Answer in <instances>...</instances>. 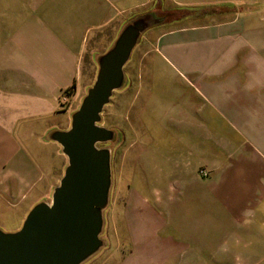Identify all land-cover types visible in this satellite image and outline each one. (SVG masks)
<instances>
[{"label":"crops","instance_id":"1","mask_svg":"<svg viewBox=\"0 0 264 264\" xmlns=\"http://www.w3.org/2000/svg\"><path fill=\"white\" fill-rule=\"evenodd\" d=\"M164 1L220 11L161 35V72L130 95L124 264H264V0H0V228L19 230L59 185L50 136L89 89L86 61Z\"/></svg>","mask_w":264,"mask_h":264},{"label":"water","instance_id":"2","mask_svg":"<svg viewBox=\"0 0 264 264\" xmlns=\"http://www.w3.org/2000/svg\"><path fill=\"white\" fill-rule=\"evenodd\" d=\"M161 23L153 14L133 19L98 58L96 79L70 128L50 136L68 161L52 201L35 205L16 232L0 229V264H83L103 247L112 173L111 151L99 146L113 142L116 133L100 126L102 114L123 88L125 67L140 38Z\"/></svg>","mask_w":264,"mask_h":264},{"label":"rangeland","instance_id":"3","mask_svg":"<svg viewBox=\"0 0 264 264\" xmlns=\"http://www.w3.org/2000/svg\"><path fill=\"white\" fill-rule=\"evenodd\" d=\"M176 8L177 7L173 2L164 1L163 3L150 5V7L148 6L141 15L137 16L139 17L153 14L156 18L161 19L162 23L147 30L140 38L138 45L132 53L130 61L126 65L125 84L121 90L114 94V99H112L110 104L105 107L102 114L100 126L113 130L116 133V137L113 142L99 146L107 148L111 151L112 184L110 189L109 203L103 213L104 226L100 238L103 240L104 245L95 255H93L83 264H124L127 261L130 247L129 243L125 240L126 234L124 226H121V221L122 207H124L128 201V188L130 185L128 176V157L130 151H132L130 148L132 131L128 128L129 98L135 90L144 88V84H146L144 81V76L155 72H161V68L156 62V59L158 58V54L155 51L156 42L161 35L175 30L171 24V21L174 18H180L183 16V13H175ZM216 19L217 18L215 17L209 20ZM209 20L203 23H208ZM191 24L193 23L183 22L180 28L189 27ZM120 32L118 34L108 33L104 37L103 44L105 45V48L101 51V55L111 49ZM83 68L84 72H86L88 75V83L90 88L96 79L98 65L91 66L86 61ZM121 102L125 103L122 105V107H120ZM141 133L142 136H139L141 137V141L139 140V147L143 148L144 130H142ZM140 181L143 185L148 182L149 185L151 184L159 186V171H144L139 177V182ZM139 196L144 195L139 194ZM145 196L150 199L154 195ZM51 201L52 196L48 202L50 203ZM0 229L4 231L2 228Z\"/></svg>","mask_w":264,"mask_h":264},{"label":"trees","instance_id":"4","mask_svg":"<svg viewBox=\"0 0 264 264\" xmlns=\"http://www.w3.org/2000/svg\"><path fill=\"white\" fill-rule=\"evenodd\" d=\"M219 11L220 9L212 8V7H202V8L200 7L178 8L177 7L175 13L177 14L183 13V16L180 18H174L171 21V24L174 29H179L183 22H188V23H193V24H202L203 22H207L209 19L215 18L216 15L219 14Z\"/></svg>","mask_w":264,"mask_h":264},{"label":"built area","instance_id":"5","mask_svg":"<svg viewBox=\"0 0 264 264\" xmlns=\"http://www.w3.org/2000/svg\"><path fill=\"white\" fill-rule=\"evenodd\" d=\"M70 93H71V90L69 91H66V92H64L63 94H62V97H61V102L63 103V104H67V102H68V98H69V96H70ZM202 175L203 176H206L207 174L205 173V172H202Z\"/></svg>","mask_w":264,"mask_h":264}]
</instances>
